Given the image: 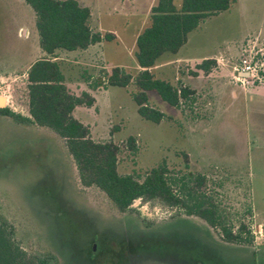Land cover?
<instances>
[{
	"label": "rangeland",
	"instance_id": "rangeland-1",
	"mask_svg": "<svg viewBox=\"0 0 264 264\" xmlns=\"http://www.w3.org/2000/svg\"><path fill=\"white\" fill-rule=\"evenodd\" d=\"M247 1L236 0L228 10L205 18L188 33L181 52L199 55L243 40L251 27L245 20ZM88 2L100 26L116 35L102 42L101 57L95 58L108 66L120 63L134 74V37L149 24L150 0ZM173 3L179 8L181 0ZM40 56L32 9L23 0H0L2 107L29 115L24 72ZM61 69L73 92L83 89L95 98L93 106H78L72 114L89 127L94 141L119 145L120 174L141 177L163 162L171 176L203 174L205 193L223 220L232 231L245 223L249 233L241 242H225L199 217L158 199L138 198L130 210L119 212L100 189L80 183L58 135L0 114V218L13 225L24 250L50 251L56 264H264L263 106L243 107L227 92H195L172 107L148 91L149 105L164 113L154 123L138 115L133 82L96 88L95 79L107 70L65 63ZM177 70L180 76L193 71L183 64ZM173 84H182L181 79ZM128 136L135 139L134 150L126 145ZM93 240L98 247L88 255Z\"/></svg>",
	"mask_w": 264,
	"mask_h": 264
},
{
	"label": "trees",
	"instance_id": "trees-1",
	"mask_svg": "<svg viewBox=\"0 0 264 264\" xmlns=\"http://www.w3.org/2000/svg\"><path fill=\"white\" fill-rule=\"evenodd\" d=\"M34 13L38 44L42 56L25 70L28 116L9 107H0V114L23 124L48 128L58 135L73 160L80 183L100 189L119 212L130 210L135 199H158L169 206L183 208L188 216L202 219L218 231L228 243L243 241L242 234L249 233L245 223H239L236 231L223 220L218 205L206 195V177L200 173L185 172L171 176L166 164L150 168L143 176L120 174L117 169L119 145L112 141L97 142L90 137L89 127L74 117L75 107L94 105L90 92H73L65 83V76L58 59V50H83L88 46L113 38V34H101L89 26L90 8L77 0H23ZM236 0H181L176 8L173 0H155L149 10V24L135 40L134 58L136 72L122 66L104 69V75L94 81L95 87H126L133 82L138 90L131 94L137 105L138 115L159 123L164 113L149 105L147 92H155L161 100L177 107L195 91L186 85H175L169 80L157 78L152 67L164 55H174L186 43L188 33L198 27L205 18L230 8ZM214 59L195 63L193 71L207 74L214 68ZM93 89V88H91ZM135 139L128 136L126 145L135 149ZM91 253V243L87 247ZM102 252V249L99 250ZM50 251L27 252L15 236L13 225L0 218V264H56Z\"/></svg>",
	"mask_w": 264,
	"mask_h": 264
},
{
	"label": "crops",
	"instance_id": "crops-1",
	"mask_svg": "<svg viewBox=\"0 0 264 264\" xmlns=\"http://www.w3.org/2000/svg\"><path fill=\"white\" fill-rule=\"evenodd\" d=\"M77 1L81 5L88 6L90 8L89 26L93 31H98L101 34L110 32L113 34V38H116L113 30L103 29L100 26V21L97 17H94L92 7L90 6L88 0ZM154 2L155 0H150L148 10H150V7ZM246 6L247 10L245 20L251 27L249 33L243 40H232L223 46H219L216 50L199 55L185 54L181 52L180 48L174 55H164L158 63L152 67V72L156 71L163 77L162 79L169 80L172 83H176V81L181 79L182 85L188 86L201 95L219 96L224 92H227L233 100L239 101L243 107H246V105H249L250 103H255L256 105L264 107V83L243 89L240 85L232 82L229 76V71L224 67L217 65V63L207 74H203L199 71L196 75H192L188 72L180 76V73L177 70V67L181 64H183V66H189V68L195 70L193 66L202 59L211 58L215 60V58L220 56L228 57L227 55L236 57L239 55L241 47L248 37L257 38L259 41L264 42V0H248ZM139 32L140 30L136 32L134 42ZM102 42L92 44L83 50H58L56 52L57 56L54 59H58L60 64L65 63L69 68L76 66L80 67L81 65H91L92 67L95 66L101 69H109L111 66H122L120 63H113L108 66L105 65L103 59H98L97 57L95 58L96 54L99 55L100 53L99 51L102 46ZM40 54H42L41 51ZM88 56H93L92 59L93 61H96V64H94L95 62H92L90 58L87 60L86 57ZM37 58H35L29 65H31ZM70 86L68 87L70 88ZM81 90L83 89H80V91Z\"/></svg>",
	"mask_w": 264,
	"mask_h": 264
},
{
	"label": "built area",
	"instance_id": "built-area-1",
	"mask_svg": "<svg viewBox=\"0 0 264 264\" xmlns=\"http://www.w3.org/2000/svg\"><path fill=\"white\" fill-rule=\"evenodd\" d=\"M217 65L229 71L232 82L243 89L264 83V42L247 38L236 57H217Z\"/></svg>",
	"mask_w": 264,
	"mask_h": 264
},
{
	"label": "flooded vegetation",
	"instance_id": "flooded-vegetation-1",
	"mask_svg": "<svg viewBox=\"0 0 264 264\" xmlns=\"http://www.w3.org/2000/svg\"><path fill=\"white\" fill-rule=\"evenodd\" d=\"M95 242V243H94ZM97 245H96V241L95 240H93L92 242H91V252H92V250H93V248H94V250L95 249H97ZM96 251V250H95ZM91 255H92V253H90Z\"/></svg>",
	"mask_w": 264,
	"mask_h": 264
},
{
	"label": "water",
	"instance_id": "water-1",
	"mask_svg": "<svg viewBox=\"0 0 264 264\" xmlns=\"http://www.w3.org/2000/svg\"><path fill=\"white\" fill-rule=\"evenodd\" d=\"M1 104V103H0ZM0 107H2L1 105H0Z\"/></svg>",
	"mask_w": 264,
	"mask_h": 264
},
{
	"label": "bare ground",
	"instance_id": "bare-ground-1",
	"mask_svg": "<svg viewBox=\"0 0 264 264\" xmlns=\"http://www.w3.org/2000/svg\"><path fill=\"white\" fill-rule=\"evenodd\" d=\"M0 103H1V102H0ZM1 104H2V103H1ZM1 104H0V105H1Z\"/></svg>",
	"mask_w": 264,
	"mask_h": 264
}]
</instances>
